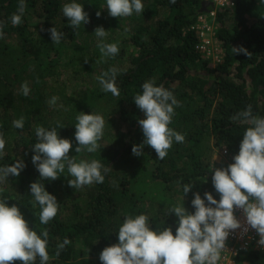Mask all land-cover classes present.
Wrapping results in <instances>:
<instances>
[{
  "label": "trees",
  "instance_id": "16d2710c",
  "mask_svg": "<svg viewBox=\"0 0 264 264\" xmlns=\"http://www.w3.org/2000/svg\"><path fill=\"white\" fill-rule=\"evenodd\" d=\"M155 1L168 15L158 18L150 29L140 26L123 42L130 41L138 53L125 67L115 69L116 55L111 58L112 67L99 66L91 56L89 27L84 24L74 29L64 17L62 8L68 0H25L19 25L11 23L19 0H0L4 33L0 38V133L6 140L0 166L18 159L26 164L25 179L21 178L19 186L13 185V176L0 184V199L17 204L38 233L48 232V264H102L100 251L117 241L116 231L127 215L144 213L151 227L171 226L174 232L177 217L169 210L178 201L193 211V192L203 195L209 190L219 198L211 182L212 146L223 148L232 162L245 129L251 126L236 118L238 113L251 106L254 116H264V0H237L232 8L216 10V36L224 55L215 64L195 49L198 36L191 28L203 0ZM80 2L89 15L100 11L99 23L117 18L103 13L106 0ZM53 26L64 33L59 43L51 40ZM240 46L248 55L233 52ZM67 69L93 73L95 81L79 94L67 96L65 81L60 80ZM112 70L119 96L104 91L98 79ZM149 79L171 90L179 101L169 126L185 136L183 142L174 141L162 159L148 145L141 156L131 152L132 145L144 138L138 124L144 114L133 98ZM24 82L40 90L26 111L21 106ZM53 96L66 100L69 107L63 118L42 120L41 126L56 127L66 138L80 111H91L104 117L105 129L112 136L104 152L92 157L108 169L104 181L94 182L84 191L73 190L61 176L43 180L31 160L39 122L33 124L30 110H37ZM21 117L23 128L14 127L13 121ZM20 130L27 131L28 139L14 148L9 136ZM34 180L44 183L58 201V212L48 224L40 223V206L29 192ZM186 183L193 186L183 194ZM65 237L70 243L57 255V244ZM238 263L264 264V250H248L238 256Z\"/></svg>",
  "mask_w": 264,
  "mask_h": 264
},
{
  "label": "clouds",
  "instance_id": "9594fccd",
  "mask_svg": "<svg viewBox=\"0 0 264 264\" xmlns=\"http://www.w3.org/2000/svg\"><path fill=\"white\" fill-rule=\"evenodd\" d=\"M25 7V0H19L17 12L11 16L13 25L22 23ZM106 8L109 15L124 17L134 12L142 13L144 4L142 0H106ZM62 12L74 29L89 22V14L80 0H68ZM100 14V11L96 12L97 16ZM49 32L54 43H59L64 35L55 26ZM94 32L100 38L99 48L104 56L112 57L119 53L116 43L104 42L107 31L103 26H97ZM3 35L0 25V38ZM233 52L248 55V50L243 46L233 48ZM98 79L104 91L120 95L115 70L103 73ZM141 87L142 91L135 95L133 101L144 114L143 118L138 119L144 138L139 144L132 145L131 152L141 156L144 145H148L162 159L174 141L183 142L185 139L184 134L169 126L179 101L171 90L155 83L154 79L144 81ZM21 91L25 96L29 94L27 82L21 85ZM56 100L57 97L53 96L50 103L54 104ZM80 112L74 125V151L80 152L83 146L89 153L96 152L103 146L99 141L104 135L105 119L99 113ZM236 118H243L251 126L245 129L232 162L226 167L213 165L211 182L219 198L209 190H205L203 195L198 191L193 192V211H188L178 201L169 210L177 217L174 232L171 226L151 227L150 218L144 213L124 216L116 231L117 241L105 246L99 253L102 264H218L229 235L241 228L237 209L243 211L247 226L258 234L257 243L264 246V116H254L251 106H248ZM13 125L23 128V117L15 119ZM57 129L36 128L37 142L32 145L31 160L39 177L55 180L67 166L68 173L73 177L68 178L67 183L73 188L102 183L108 169L98 159L77 160L69 155L73 141L61 137ZM5 144L6 140L0 133V157L3 156ZM25 167L22 159L0 166V184L9 176H19ZM192 186L193 183L184 184L183 194L188 193ZM29 192L40 206V223L48 224L58 212L56 196L37 180L30 183ZM69 243L67 237L58 243L57 255ZM48 246L46 230L38 233L29 225L17 204L9 205L7 200L0 199V264L17 260L20 264H36L37 258L39 264H48Z\"/></svg>",
  "mask_w": 264,
  "mask_h": 264
},
{
  "label": "rangeland",
  "instance_id": "374dc122",
  "mask_svg": "<svg viewBox=\"0 0 264 264\" xmlns=\"http://www.w3.org/2000/svg\"><path fill=\"white\" fill-rule=\"evenodd\" d=\"M142 2L144 4V10L142 13L134 12L131 16L117 17L115 20L111 19L110 21L107 22L104 21V23L98 22L97 19L98 16L96 15V12L98 10H93V13L89 15V22L86 23V26L89 27L88 28L89 33L93 37V40L92 42L91 41L89 42L88 47L92 53L91 56L96 60V63L99 66L101 65L102 67H112L111 64L112 57H106L100 51L99 48L100 38H98L94 32V29L97 26H103L107 31V36L103 38L105 43H116L118 45L120 51L118 54H116L117 58H115V64L113 65V67L115 69H119L125 67L129 63L130 59L138 53V49L135 46H133L130 43V41H128V43L124 45L123 42L129 40L130 36L132 34H135L137 28H140V26L143 27L145 26L146 29H150L155 25L156 20L158 18H162L168 15L166 9L159 7L155 0H142ZM103 7L101 9H103ZM102 11L103 13H108L107 8H105ZM60 80L65 81V83L63 82L65 84L63 86L65 89V94L67 96L70 94L71 95L79 94L80 91L84 90L86 87L92 86V84L95 81L93 77V73L90 74V72L74 71L68 69L60 74ZM39 91L40 90H37L35 86L30 88L29 94L25 96L24 101L21 102L23 111H26L28 108L34 105L35 102H32V100L35 99V96H37ZM50 100L44 103L43 106H40L37 110H30V114L33 117V124H38L39 122V126H41L40 123L42 120L47 119L49 120L48 122H51L55 118H63L66 112L65 110L68 109L69 104L66 102V100H62L60 97H57V100L55 101L54 104L50 103ZM30 114H28V117ZM107 129L104 128V135L99 141V143L103 145L100 150L98 149L96 152L89 153L86 151V149L83 146H81V151L75 152L74 151L76 144L74 138L75 127L73 125L70 128V130H68V133L66 135L67 136L66 138L73 141V148L70 149L69 155H72L77 160L80 159L90 160L94 156L101 155L104 152V150L107 148L108 144L111 143V139H112V136L109 135ZM18 133L9 136V139L11 140L14 148L16 147L17 142L20 143L28 139L26 130H20V132ZM209 158H210L211 170H213V165L214 167H221V166L226 167L231 161V156L223 148L217 146H212V150L209 155ZM23 170L21 171L19 176L14 177V181H13L14 186H19L21 182V178L25 179L26 174L23 172ZM60 176L64 178L66 181L68 180V178L73 179V177H71L67 171V166L65 167L64 173H62ZM69 187L72 188L73 190L76 189V190L84 191L86 190V188H88V185H84L79 188H73L71 186ZM26 188H28V185L26 186Z\"/></svg>",
  "mask_w": 264,
  "mask_h": 264
},
{
  "label": "built area",
  "instance_id": "2783aa9c",
  "mask_svg": "<svg viewBox=\"0 0 264 264\" xmlns=\"http://www.w3.org/2000/svg\"><path fill=\"white\" fill-rule=\"evenodd\" d=\"M211 6L206 11L200 12L191 28L195 30L198 41L195 49L210 63H219L224 55L223 48L216 36L215 15L217 9L232 8L237 0H208ZM237 217L241 220V228L231 232L221 252L218 264H239L238 256L248 250L263 251L264 246L257 243L259 236L254 229L247 226L243 211L236 210Z\"/></svg>",
  "mask_w": 264,
  "mask_h": 264
},
{
  "label": "water",
  "instance_id": "95a60500",
  "mask_svg": "<svg viewBox=\"0 0 264 264\" xmlns=\"http://www.w3.org/2000/svg\"><path fill=\"white\" fill-rule=\"evenodd\" d=\"M211 2H209L208 0H203L201 2V7H200V12L202 11H206L208 9V6H211Z\"/></svg>",
  "mask_w": 264,
  "mask_h": 264
}]
</instances>
